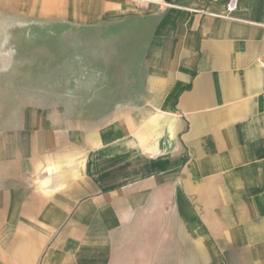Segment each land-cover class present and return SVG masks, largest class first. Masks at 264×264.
<instances>
[{
    "label": "crops",
    "instance_id": "1",
    "mask_svg": "<svg viewBox=\"0 0 264 264\" xmlns=\"http://www.w3.org/2000/svg\"><path fill=\"white\" fill-rule=\"evenodd\" d=\"M38 2L104 75L0 131V264H264V0Z\"/></svg>",
    "mask_w": 264,
    "mask_h": 264
},
{
    "label": "rangeland",
    "instance_id": "2",
    "mask_svg": "<svg viewBox=\"0 0 264 264\" xmlns=\"http://www.w3.org/2000/svg\"><path fill=\"white\" fill-rule=\"evenodd\" d=\"M40 9L38 0H0V131L34 107L67 111L84 84L104 75L98 31L41 17Z\"/></svg>",
    "mask_w": 264,
    "mask_h": 264
},
{
    "label": "built area",
    "instance_id": "3",
    "mask_svg": "<svg viewBox=\"0 0 264 264\" xmlns=\"http://www.w3.org/2000/svg\"><path fill=\"white\" fill-rule=\"evenodd\" d=\"M238 0H226L227 11H233L237 6ZM258 66L264 75V54L258 58ZM264 93V91H263Z\"/></svg>",
    "mask_w": 264,
    "mask_h": 264
}]
</instances>
